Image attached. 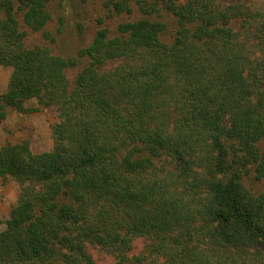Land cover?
<instances>
[{"label": "trees", "instance_id": "obj_1", "mask_svg": "<svg viewBox=\"0 0 264 264\" xmlns=\"http://www.w3.org/2000/svg\"><path fill=\"white\" fill-rule=\"evenodd\" d=\"M51 0H0L5 108L54 105L52 148L0 146L20 185L0 229V264H264V10L241 1L103 0L133 19L65 57L27 47L17 14L45 29ZM170 14L175 32L162 39ZM87 62L72 82L66 68ZM261 144V145H259ZM146 251L129 254L134 237ZM150 257V258H149Z\"/></svg>", "mask_w": 264, "mask_h": 264}, {"label": "rangeland", "instance_id": "obj_2", "mask_svg": "<svg viewBox=\"0 0 264 264\" xmlns=\"http://www.w3.org/2000/svg\"><path fill=\"white\" fill-rule=\"evenodd\" d=\"M241 1L250 7L264 10V0H224ZM51 18L45 29L50 37H46L42 30H31L21 21V14H17L19 28L24 31V44L27 47L45 45L55 54L65 57L76 56L77 51L91 42L96 29L106 26L114 32L119 21L133 19L135 11L126 16L115 14L108 10L103 0H51L49 3ZM167 27L162 33V39L170 42L175 32L174 19L170 14L163 16ZM87 62L86 58L77 60L75 66L66 68V76L72 82L76 71ZM11 73L9 66L0 64V94L7 88ZM29 107H37L28 112H20L13 108H5V114L0 117V146L4 143H15L26 140L34 152L48 151L52 148V124L59 118V112L54 105H39L37 99L31 98L26 102ZM261 145V144H259ZM242 182L252 193L264 191V182L255 178L253 169L243 174ZM20 191L19 183L11 178L0 177V229L5 227L11 207L16 203ZM147 239L141 236L131 240L129 254H140L146 251ZM86 250L96 264H110L114 261L111 253L98 246L87 245ZM150 258V257H149ZM162 258H155V263ZM146 263H150L149 260Z\"/></svg>", "mask_w": 264, "mask_h": 264}]
</instances>
